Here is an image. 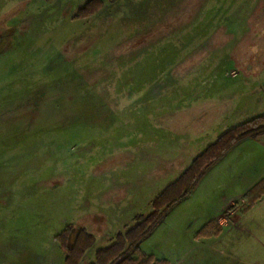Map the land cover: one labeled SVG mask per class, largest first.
<instances>
[{
    "label": "rangeland",
    "instance_id": "1",
    "mask_svg": "<svg viewBox=\"0 0 264 264\" xmlns=\"http://www.w3.org/2000/svg\"><path fill=\"white\" fill-rule=\"evenodd\" d=\"M87 1L0 0V30H14L0 55V264H66L69 224L96 236L90 264L209 145L264 125V0H104L74 18ZM140 246L169 264H264V133Z\"/></svg>",
    "mask_w": 264,
    "mask_h": 264
},
{
    "label": "trees",
    "instance_id": "2",
    "mask_svg": "<svg viewBox=\"0 0 264 264\" xmlns=\"http://www.w3.org/2000/svg\"><path fill=\"white\" fill-rule=\"evenodd\" d=\"M114 2L116 0H110ZM105 6L104 0H88L85 5L78 9L74 18H90L98 13ZM14 30H12L13 35ZM150 36H152L150 34ZM2 33L0 34V40ZM149 36H145L148 38ZM8 44L0 46V55L6 52ZM264 133V125L261 118L247 121L223 134L215 143L201 153L191 166L180 176V178L166 189L155 201V211L150 215L141 218L139 222L119 232L115 241L96 251V258L90 264H169L165 259H158L152 254L142 250L140 244L154 230L161 221L165 212L177 202L185 199L193 190L204 174L216 164L227 152L233 149L245 138H256ZM161 208H164L162 211ZM205 231L207 237L220 233V229ZM57 241L65 254L66 264H82V260L88 250L96 242V236L90 233L86 227H79L69 224L58 234Z\"/></svg>",
    "mask_w": 264,
    "mask_h": 264
},
{
    "label": "flooded vegetation",
    "instance_id": "3",
    "mask_svg": "<svg viewBox=\"0 0 264 264\" xmlns=\"http://www.w3.org/2000/svg\"><path fill=\"white\" fill-rule=\"evenodd\" d=\"M2 33V37H1V40H0V46L1 45H6L7 44V40L9 39L10 37V34H12V30L9 29V27L7 29L4 30H0V34Z\"/></svg>",
    "mask_w": 264,
    "mask_h": 264
},
{
    "label": "crops",
    "instance_id": "4",
    "mask_svg": "<svg viewBox=\"0 0 264 264\" xmlns=\"http://www.w3.org/2000/svg\"><path fill=\"white\" fill-rule=\"evenodd\" d=\"M224 198H225V196H224ZM224 198H223V199H224ZM219 211H220V210H216V211L214 212V216H213L214 218H215V216L219 213Z\"/></svg>",
    "mask_w": 264,
    "mask_h": 264
},
{
    "label": "built area",
    "instance_id": "5",
    "mask_svg": "<svg viewBox=\"0 0 264 264\" xmlns=\"http://www.w3.org/2000/svg\"><path fill=\"white\" fill-rule=\"evenodd\" d=\"M229 211L228 209L225 210V212Z\"/></svg>",
    "mask_w": 264,
    "mask_h": 264
}]
</instances>
